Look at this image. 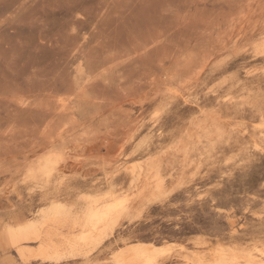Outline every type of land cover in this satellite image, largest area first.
Instances as JSON below:
<instances>
[{"label":"rangeland","instance_id":"rangeland-1","mask_svg":"<svg viewBox=\"0 0 264 264\" xmlns=\"http://www.w3.org/2000/svg\"><path fill=\"white\" fill-rule=\"evenodd\" d=\"M47 231L62 255L39 253ZM148 247L264 264V0H0V264Z\"/></svg>","mask_w":264,"mask_h":264},{"label":"bare ground","instance_id":"bare-ground-1","mask_svg":"<svg viewBox=\"0 0 264 264\" xmlns=\"http://www.w3.org/2000/svg\"><path fill=\"white\" fill-rule=\"evenodd\" d=\"M123 200L119 198H113L106 203L102 204L101 207L91 212L86 219L83 221V225L80 227L81 230L79 233L74 234L71 233V235L74 237L73 240L78 242H82L85 240L92 239L98 240V238L102 235L104 224L107 220V218L112 215L113 213H117L120 209L123 207ZM49 222H51L52 225H55L56 227H68L71 225L78 224L77 222L71 221L67 222L65 219L62 218H53ZM53 233L50 232H44L41 240H39V246L41 247L40 254L45 256H54V255H62L63 254V248L61 244L55 242L52 239ZM10 238H13L15 236L9 235ZM18 239V238H17ZM40 239V238H39ZM63 240V239H62ZM60 241V240H59ZM84 242V241H83ZM71 244V241L68 242V245ZM67 247V246H66ZM159 249L156 247H148L144 252L143 256L141 258H127V264H145L147 262H150L156 257V254L159 253ZM20 258L26 259L25 256H20Z\"/></svg>","mask_w":264,"mask_h":264}]
</instances>
